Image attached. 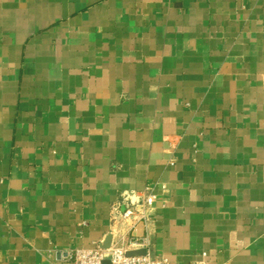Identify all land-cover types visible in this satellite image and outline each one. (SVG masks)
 I'll list each match as a JSON object with an SVG mask.
<instances>
[{"label":"crops","instance_id":"crops-1","mask_svg":"<svg viewBox=\"0 0 264 264\" xmlns=\"http://www.w3.org/2000/svg\"><path fill=\"white\" fill-rule=\"evenodd\" d=\"M147 186L152 255L264 264V0H0V264L103 245Z\"/></svg>","mask_w":264,"mask_h":264},{"label":"built area","instance_id":"built-area-1","mask_svg":"<svg viewBox=\"0 0 264 264\" xmlns=\"http://www.w3.org/2000/svg\"><path fill=\"white\" fill-rule=\"evenodd\" d=\"M156 199L152 186H147L141 192H122L112 208L114 227L110 233L111 247L103 249L102 245H97L91 249L70 250L66 253L65 264H170L167 258L151 254L152 242L148 231L143 235L136 233L140 225L147 228L154 221ZM124 226L128 227L126 237L119 239L120 229ZM139 250H146V255H127Z\"/></svg>","mask_w":264,"mask_h":264},{"label":"water","instance_id":"water-1","mask_svg":"<svg viewBox=\"0 0 264 264\" xmlns=\"http://www.w3.org/2000/svg\"><path fill=\"white\" fill-rule=\"evenodd\" d=\"M111 243H112V237L109 236L106 241L104 242V244L102 245L103 249H109L111 247ZM147 251L146 250H139V251H134V252H128V256H142V255H146ZM105 264H109V263H105Z\"/></svg>","mask_w":264,"mask_h":264}]
</instances>
